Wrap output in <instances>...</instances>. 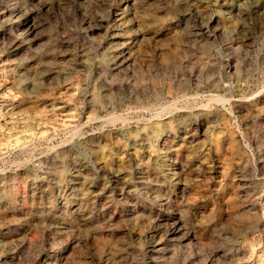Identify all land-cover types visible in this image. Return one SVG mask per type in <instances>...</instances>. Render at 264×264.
<instances>
[{
	"label": "rangeland",
	"instance_id": "1",
	"mask_svg": "<svg viewBox=\"0 0 264 264\" xmlns=\"http://www.w3.org/2000/svg\"><path fill=\"white\" fill-rule=\"evenodd\" d=\"M0 264H264V0H0Z\"/></svg>",
	"mask_w": 264,
	"mask_h": 264
}]
</instances>
